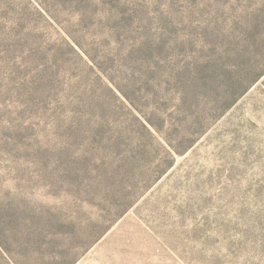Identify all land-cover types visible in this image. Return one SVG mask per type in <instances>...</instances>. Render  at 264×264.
Returning <instances> with one entry per match:
<instances>
[{"label":"rangeland","instance_id":"1","mask_svg":"<svg viewBox=\"0 0 264 264\" xmlns=\"http://www.w3.org/2000/svg\"><path fill=\"white\" fill-rule=\"evenodd\" d=\"M0 264H264V0H0Z\"/></svg>","mask_w":264,"mask_h":264}]
</instances>
